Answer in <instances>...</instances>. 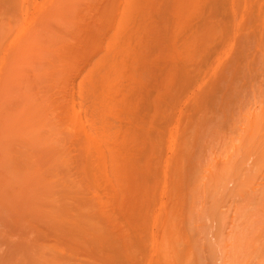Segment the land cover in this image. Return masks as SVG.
I'll return each instance as SVG.
<instances>
[{"label": "bare ground", "instance_id": "1", "mask_svg": "<svg viewBox=\"0 0 264 264\" xmlns=\"http://www.w3.org/2000/svg\"><path fill=\"white\" fill-rule=\"evenodd\" d=\"M222 214L264 220V0H0V264H206Z\"/></svg>", "mask_w": 264, "mask_h": 264}, {"label": "rangeland", "instance_id": "2", "mask_svg": "<svg viewBox=\"0 0 264 264\" xmlns=\"http://www.w3.org/2000/svg\"><path fill=\"white\" fill-rule=\"evenodd\" d=\"M179 104H180V106H179ZM171 105H172V104H170V107H171ZM173 105H174V104H173ZM173 105H172V108H170V116L175 115L174 113H176V115H178L180 109L182 110V111L180 110V112H183V110L185 109V108H183V107H185V106H183V105L181 104V101L178 102V104H177L178 107H175V106H177L176 104H175L174 106H173ZM182 106H183V107H182ZM174 107H175L176 110L174 109ZM181 107H182V108H181ZM179 108H180V109H179ZM173 111H174V112H173ZM145 112H146V110H145ZM160 122H162L161 124H163V125H162L163 127L160 125L163 129H160V130H159V131H160L159 133H164L163 131L161 132V130H164V129H165L164 127H165L166 125L163 123V121H160ZM157 124H158L157 126H159V121L157 122ZM173 124H174V123H173ZM173 124H172V126H173ZM157 126L155 125V129H156ZM161 127H159V128H161ZM159 128H157V129H159ZM180 128H181V126H180ZM170 129H171V121H170ZM178 129H179V128H178ZM156 131H157V130H156ZM180 131H181V130H180ZM180 131H178V132L180 133ZM170 135H171V134H170ZM178 136H179L178 134H177V135L174 134V139L177 140V137H178ZM171 139H173V137L170 136V141H171L172 143H174V140H171ZM171 142H170V146H171L172 148H170V150L172 149V152L170 151V155H173V156H174V155H176V154H174V153L176 152V151H175V147L178 146L179 139H178V141L175 142L174 144H171ZM176 149H177V148H176ZM174 151H175V152H174ZM222 151H223V150H222ZM222 151H221V152L219 151V154H220V153H221V154L223 153V155H219V154L216 155V157H218V159L215 157V155H213V156H214L217 160H219V157H220V160H221V159H225L226 157H228L227 154H229V153L226 152V153H225L226 156H225V155H224V152H222ZM229 151H230V150H229ZM229 151H228V152H229ZM217 153H218V152H217ZM211 156H212V155H211ZM222 156H225V158H223ZM251 157H252V156H251ZM251 157H249V159H250ZM170 158H172V160H173L174 157H170ZM252 158H254V157H252ZM249 159H247V162H248L247 166H248V167H249V165H252V163H253V162H252V163L250 164V162H251V161H254V159H251V161H250ZM170 161H171V159H170ZM171 165H172V164H170V169H171L170 172L172 171V167H171ZM260 169H261V168H260ZM232 171H233V170H232ZM256 171H258L257 168H256ZM171 173H172V172H171ZM172 180H173V177H172L171 174H170V182H172ZM172 187H173V186H171V183H170V206H173V205H172L173 202H174L173 200H175V199H173L172 197H174V196L177 194V193L174 192V190H173ZM176 192H177V191H176ZM207 193H209V190H207ZM210 194H211V191H210V193H209L208 196H207V194H206V197H209ZM216 194H217V193H216ZM219 194H220V193H219ZM219 196H220V195H219ZM220 197H221V196H220ZM174 198H175V197H174ZM215 199H218V198H216V196H215ZM215 199H214V200H215ZM249 200H250V202L252 203V201H251L250 198H249ZM178 201H179V200H178ZM178 201H177V202H178ZM221 201H222V202H221ZM221 201H219L218 204H219L220 206L218 205V207H219L220 209H222V210L228 211V210H226V209L228 208V207H227V205H228V203H227L228 198L226 199V202H223V201H225V197H224V200H223V198H222ZM229 202H230V201H229ZM206 203H207V202H206ZM206 203H205V205H206ZM222 203H223V204H222ZM225 203H226V207H227V208L225 207ZM253 203H254V202H253ZM174 204H175V203H174ZM179 204H180V203H179ZM230 204L232 205L231 202H230ZM175 205L178 206L177 203H176ZM175 205H174V206H175ZM222 205H223V206H222ZM233 205H234V204H233ZM253 205H254V204H253ZM179 207H180V205H179ZM179 207H178V208H179ZM222 207H223V208H222ZM252 207H253V206H252ZM255 207H256V206H255ZM173 208H174V207H173ZM178 208H177V209H178ZM174 209H176V208H174ZM177 209H176V210H177ZM171 210H172V207L170 208V211H171ZM173 211H174V210H173ZM220 211H221V210H220ZM228 212H229V211H228ZM231 212H233V211L231 210ZM170 213H171V212H170ZM172 213H173V212H172ZM175 213H176V212H175ZM202 213H203V212H202ZM233 213H234V212H233ZM233 213H229V215H231V216L233 217ZM173 214H174V213H173ZM204 215H205V214H204ZM225 215H228V214H225ZM206 216H207V214H206ZM223 216H224V215L222 214V215H220L219 217H217V218H218V220H217L218 222H217V221H214V220L217 219V218L215 217V219L213 220L214 223L212 222L211 224H213V225H211V226H210V222H211V221H208V220H209L208 217H210V216H208V217L203 216V217L200 218L201 221H202V219H203V221H204V219H205V220L208 219V220H207L208 223H207L206 221H204V222H205L204 225L206 226L205 228H208L207 230H208L209 235L206 234V236L203 237L204 234H202L201 231L205 230V228H203V230H201L200 224H201L202 222H201V221H200V222L198 221L199 224L197 223L196 225H199L197 228L200 227V229H199V230L197 229V230H195V231H198V233L200 232L203 236H202L200 233H199V235H198V234H195L194 236L197 235L196 237L198 238V236L201 235L202 237L200 236V239H201L200 241H201V243L203 242V243H205V244H203V245H201V244H197V245H195V244H194L195 242L192 243V246H191V245H190V246H191V249L194 248V249H192V250H194V251H193V252H194L193 254L199 253V254L201 255V258L205 256V260L207 261L206 264H231L233 261H232L231 259H229V258H232V259H233V258H234V259H238V258H237L238 255H236V252H235V251H236V248L240 247V249H241V246H244V245H245V244H244V245H242V244L244 243V241H245V239H246V238H245V237H246V233H245V232H247V234H248L247 237L249 236V238H253L255 242H254V241H253V242H252V241L249 242L250 240H249V238H248V239L246 240V241H247V243H246V244H247V245H246L247 247H246V246H245V247H242V249L246 248L247 250H249V249H250V248H249L250 245L248 246V243H251L252 247L255 245V248H256V249H259V247H260V249L262 248V249H261L262 252L259 251V252H261V254H260V253H259V254H256V253H258V250H257V252H256V251H255L256 249H254V247H253V248L251 247V249L248 251V254H249L250 251H251V255H250V254L248 255V254H246L247 250L245 249L244 252H245L246 256H247V257L249 256L248 258L246 257L247 259H245V260H246L245 263H246L248 260L252 261V259H253V260L256 259V260H255L256 262L253 261L252 263H259L260 261H261L260 263H262L263 261H262L261 259H259L260 257H258V256L262 255L263 252H264V251H263V250H264V246H263V245H264V241H262V240L264 239V238H263L264 236L262 235V234L264 233V229H262V228H264V226L262 225L264 220H261V221H262V224H260V221H259V222L257 221V222L259 223V224H258V227H257V228H259V230H255V229H254L255 232L258 231V233L255 234L252 225L255 224V227H254V228H256V224H257V222L254 223V220H241V218L238 217L239 219L236 218V219H237L236 223L238 222V224L236 225L235 222H232V221H231V218H232L231 216H229L230 221H226V218H224L223 220L226 221V224H225V222H224V224H222L221 227H222L223 229H225L226 227H224V226H227V222H229V224H230V225H229V228L231 229V230H230V229L228 228V229H229L228 232L225 230L226 233H228V234H227L228 237H229V234H230V237H229L228 239L231 240V238L233 239V236H234V237H236V238L233 239V242H234V240H236L235 242L237 243V240H238L237 237H239V236H240V237H243V238H241V240H243V243H242L240 240H238V241H240V242H239L240 244L237 243V245H236L237 247H235V248L232 246V247H233V249H232L231 246L229 245L230 242H232V240H231V241H230V240H227V241H225V242H228V241H229V242H228L229 244L226 243V244H223L224 246H223V245L220 246V245L222 244L221 241H222V239H223V238H221L222 235H220L219 233H214L215 231H214V232L212 231V230H213L212 227H214V229L217 230V229H216V226L219 227V226L221 225L220 222H222L221 219L223 218ZM225 217H226V216H225ZM230 217H231V218H230ZM212 219H213V218H212ZM236 219H235V220H236ZM262 219H264V218H262ZM210 220H211V218H210ZM219 220H220V221H219ZM233 221H234V219H233ZM241 221L244 222L245 225H244V227L239 228V227L241 226L240 224H242ZM204 222H203V223H204ZM216 222L218 223V225H217ZM240 222H241V223H240ZM246 222H247L248 224L250 223L252 228H251L249 225H248V228H247V223H246ZM170 223L172 224V221H171ZM203 223H202V225H203ZM232 223L235 224L236 226L234 227ZM253 223H254V224H253ZM214 224H216V225H214ZM219 224H220V225H219ZM202 225H201V226H202ZM208 225H209V226H208ZM231 225H232V227H231ZM242 225H243V224H242ZM261 225H262V226H261ZM259 226H260V227H259ZM202 227H203V226H202ZM218 227H217V228H218ZM221 227H219V228L222 229ZM237 227H238V228L240 229V231L242 232V233H241V232L239 231L240 234H239V232H237L239 236H238V235L235 236L236 231H238V229H236ZM249 227L253 230L254 233H251V229H250ZM261 227H262V228H261ZM209 228H210V229H209ZM219 228H218V229H219ZM246 228H247V231H246ZM220 229L217 230V231H220V233H221V231H222L223 229H222V230H220ZM228 229H227V230H228ZM232 229H233L234 231H235V230H236V231H235V233L233 232L234 235L231 237V234H232L231 231H232ZM241 229H242V230H241ZM260 229H262L261 232H260ZM244 230H245V232H244ZM204 232H205V231H203V233H204ZM212 232H213V233H212ZM229 232H231V233H229ZM262 232H263V233H262ZM223 233H224V232L222 231V234H223ZM243 233H244V235H243ZM259 233H261V234H259ZM182 234H183V233H182ZM216 234H219L220 237H218V235L216 236ZM241 234H242V235H241ZM254 234H255L256 237L258 236L256 239H255ZM170 235H171V234H170ZM207 235H208V236H207ZM227 235H226V236H227ZM180 236H182V235H180ZM214 236H216V238H214ZM250 236H251V237H250ZM171 237H173V235H171L170 238H171ZM177 237H178V238H177ZM177 237H174V238H177V240H179V239H180V238H179V235H178ZM196 237H195V238H196ZM224 237H225V236H224ZM174 238H173V239H174ZM195 238H194V241L196 240V241L198 242L197 238H196V239H195ZM206 238H207V239H206ZM213 238H214V239H213ZM173 239H170V240H172V241H171L172 244H173ZM204 239H205V240H204ZM226 239H227V238H225V240H226ZM177 240H176V241H177ZM181 240H183V236H182V239H180V241H181ZM207 240H208V241H207ZM248 240H249V241H248ZM259 240L261 241V243H260ZM215 241L218 242V244H217ZM246 241H245V242H246ZM256 241H257V242H256ZM182 242H183V241H182ZM182 242H181V243H182ZM214 242H215V246H212V245H214V244H213ZM233 242H232V243H233ZM181 243H180V244H181ZM184 243H185V242H183L182 245H179V246H178V244H177V245L174 244V245H175V246H174V245H172V244L170 243L171 251H172V249H173V250H175L176 253L179 252V249H180V248L183 249V248L185 247V246H184ZM241 243H242V244H241ZM256 243H257V244H256ZM259 243H260V244H259ZM190 244H191V243H190ZM193 244H194L195 246H197V247L199 248V250H198L195 246H193ZM211 244H212V245H211ZM238 244H239V246H238ZM200 245H201V246H200ZM227 245L230 246V248L234 251V252H233V254H234L233 257L230 256L231 253L229 254V253L227 252V251H230V250L228 249L229 247H228ZM234 245H235V244H234ZM259 245H262V246H259ZM176 246H178L179 249H178ZM180 246H182V247H180ZM183 246H184V247H183ZM258 246H259V247H258ZM200 247H201V249H200ZM212 247H213V250H212ZM220 247H221L222 249H221ZM185 248H186V247H185ZM202 248H204V249H202ZM210 248H211V249H210ZM223 248H224V249L227 248V249H226L227 251L224 250ZM248 248H249V249H248ZM186 249H187V248H186ZM195 249L197 250V252H195ZM214 249H215V251H214ZM242 249H241V250L238 249V251H237L238 254H239V251H240V254H241V255L239 254L240 257H243L242 255L244 254V253H242ZM253 249H254V250H253ZM260 249H259V250H260ZM180 250H181V249H180ZM252 250L255 251V252H254L255 254L252 253ZM201 251H203V253H202ZM212 251H214V252H212ZM222 251H223L224 253H223ZM172 252H173V251H172ZM231 252H232V251H231ZM209 253L212 254V255L214 254L213 257H212ZM221 253H222V254H221ZM171 254H172V253H171ZM189 254H190V253H189ZM193 254H192V256H193ZM199 254H198V256H200ZM245 254H244V255H245ZM253 254H254L255 256H254ZM173 255H174V253H173ZM173 255H170V257H172ZM190 255H191V254H190ZM256 255H257V257H256ZM175 256H176V254H175ZM194 256H195V255H194ZM196 256H197V255H196ZM226 256H227V257H226ZM228 256H229V257H228ZM235 256H237V257H235ZM216 257H217V258H216ZM240 257H239V258H240ZM244 257H245V256H244ZM250 257H251V258H250ZM252 257H254V258L256 257V258L254 259V258H252ZM173 258L175 259L174 256H173ZM194 258H195V257H194ZM221 258H222V259H221ZM225 258H227V259H225ZM249 258H250V259H249ZM262 258H264V256H263ZM170 259H171V258H170ZM174 259H173V261H174ZM202 259H203V258H202ZM234 259H233V260H234ZM257 259H259V262H258ZM171 260H172V259H171ZM171 260H170V261H171ZM229 260L231 261V263H228V262H230ZM242 260H243V262H244V258H242L241 261H240L239 263H241ZM263 260H264V259H263ZM172 263H173V262H172ZM263 263H264V262H263Z\"/></svg>", "mask_w": 264, "mask_h": 264}]
</instances>
